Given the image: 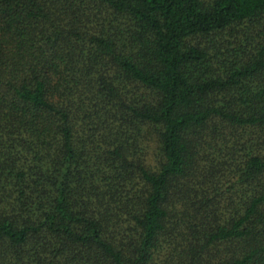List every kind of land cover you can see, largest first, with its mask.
<instances>
[{
  "label": "trees",
  "instance_id": "1",
  "mask_svg": "<svg viewBox=\"0 0 264 264\" xmlns=\"http://www.w3.org/2000/svg\"><path fill=\"white\" fill-rule=\"evenodd\" d=\"M0 264H264V0H0Z\"/></svg>",
  "mask_w": 264,
  "mask_h": 264
}]
</instances>
